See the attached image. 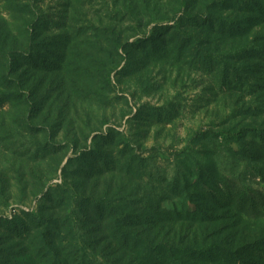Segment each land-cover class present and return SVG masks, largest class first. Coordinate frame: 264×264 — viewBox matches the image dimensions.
<instances>
[{"label":"rangeland","instance_id":"obj_1","mask_svg":"<svg viewBox=\"0 0 264 264\" xmlns=\"http://www.w3.org/2000/svg\"><path fill=\"white\" fill-rule=\"evenodd\" d=\"M263 246L264 0H0V264Z\"/></svg>","mask_w":264,"mask_h":264},{"label":"trees","instance_id":"obj_2","mask_svg":"<svg viewBox=\"0 0 264 264\" xmlns=\"http://www.w3.org/2000/svg\"><path fill=\"white\" fill-rule=\"evenodd\" d=\"M255 132H260L262 133L261 131H255ZM263 134V133H262ZM243 136V133H239V134H228V137L230 139H233L235 141H239ZM245 196V195H244ZM253 200L250 201V205H251V208H255L254 206V197L252 198ZM248 203V201L243 197L242 199H240V207L241 205ZM249 204H245L244 206H247L249 207L250 206ZM256 255L260 256V257H263L264 259V246L261 248V249H258L257 253H255ZM236 264H243L240 260H239V257H237V263Z\"/></svg>","mask_w":264,"mask_h":264}]
</instances>
